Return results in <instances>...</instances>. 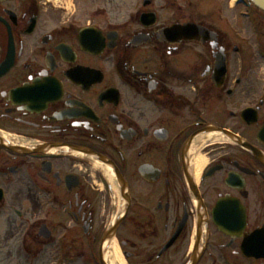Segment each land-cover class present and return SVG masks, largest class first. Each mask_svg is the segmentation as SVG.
Returning <instances> with one entry per match:
<instances>
[{"label": "flooded vegetation", "instance_id": "1", "mask_svg": "<svg viewBox=\"0 0 264 264\" xmlns=\"http://www.w3.org/2000/svg\"><path fill=\"white\" fill-rule=\"evenodd\" d=\"M40 2L0 1V264H264V11L257 63L179 0Z\"/></svg>", "mask_w": 264, "mask_h": 264}, {"label": "rangeland", "instance_id": "2", "mask_svg": "<svg viewBox=\"0 0 264 264\" xmlns=\"http://www.w3.org/2000/svg\"><path fill=\"white\" fill-rule=\"evenodd\" d=\"M47 2V0H43ZM193 1V4H190V2ZM215 1V2H213ZM179 0V3H181L184 7H196L198 10L201 8L202 12L206 13L207 11L212 12L215 11V22L217 24L221 23V29H228L229 32L234 35L236 32H243L245 40L234 38L233 40L235 43L239 44H245V47L250 51V56H254V61L258 63L259 55L256 52L257 46L255 43V36L257 35V32L254 31V26H250L247 24L245 25L247 19L240 16V11L244 10L243 5H235L233 0ZM45 10H66L68 13L67 15L72 14H80L81 16L85 15V6L86 2L84 0H51V2H48L47 4H43ZM234 13H236V18L234 19ZM236 19H238L239 22H236ZM233 23H236V27H231ZM226 25V26H225ZM244 29V31H243ZM254 31V32H253ZM254 34V35H252ZM242 37V35H240ZM237 55V54H236ZM53 259V258H52ZM50 263V256H47L45 258V261L42 260L43 264Z\"/></svg>", "mask_w": 264, "mask_h": 264}, {"label": "water", "instance_id": "3", "mask_svg": "<svg viewBox=\"0 0 264 264\" xmlns=\"http://www.w3.org/2000/svg\"><path fill=\"white\" fill-rule=\"evenodd\" d=\"M258 7L264 10V0H252ZM221 66H224V60L222 59L220 62Z\"/></svg>", "mask_w": 264, "mask_h": 264}, {"label": "bare ground", "instance_id": "4", "mask_svg": "<svg viewBox=\"0 0 264 264\" xmlns=\"http://www.w3.org/2000/svg\"><path fill=\"white\" fill-rule=\"evenodd\" d=\"M233 2H234V0H233Z\"/></svg>", "mask_w": 264, "mask_h": 264}]
</instances>
